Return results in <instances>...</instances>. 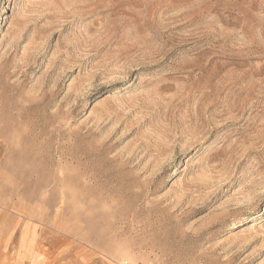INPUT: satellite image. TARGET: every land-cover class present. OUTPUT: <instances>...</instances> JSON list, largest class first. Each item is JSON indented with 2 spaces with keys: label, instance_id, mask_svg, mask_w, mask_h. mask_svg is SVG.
Listing matches in <instances>:
<instances>
[{
  "label": "rangeland",
  "instance_id": "374dc122",
  "mask_svg": "<svg viewBox=\"0 0 264 264\" xmlns=\"http://www.w3.org/2000/svg\"><path fill=\"white\" fill-rule=\"evenodd\" d=\"M0 264H264V0H0Z\"/></svg>",
  "mask_w": 264,
  "mask_h": 264
}]
</instances>
